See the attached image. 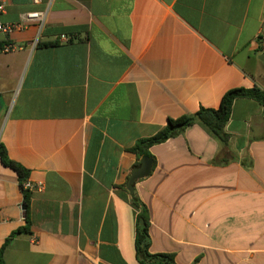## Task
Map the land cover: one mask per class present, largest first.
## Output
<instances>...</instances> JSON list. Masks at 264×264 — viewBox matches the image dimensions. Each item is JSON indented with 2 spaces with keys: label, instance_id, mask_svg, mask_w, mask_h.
I'll return each instance as SVG.
<instances>
[{
  "label": "crops",
  "instance_id": "obj_1",
  "mask_svg": "<svg viewBox=\"0 0 264 264\" xmlns=\"http://www.w3.org/2000/svg\"><path fill=\"white\" fill-rule=\"evenodd\" d=\"M0 23L46 13L0 43V144L41 184L30 232L17 173L0 159L5 264H144L130 149L169 119L264 92V0H0ZM67 38L64 40V38ZM223 145L199 124L150 149L134 184L152 254L176 264H264V103L233 104ZM154 164V162H153Z\"/></svg>",
  "mask_w": 264,
  "mask_h": 264
},
{
  "label": "trees",
  "instance_id": "obj_2",
  "mask_svg": "<svg viewBox=\"0 0 264 264\" xmlns=\"http://www.w3.org/2000/svg\"><path fill=\"white\" fill-rule=\"evenodd\" d=\"M3 44L0 43V50ZM239 98H251L264 103V92L258 88L245 89L236 88L227 91L222 99L218 109L202 108L195 115H183L179 118L169 119L167 125L159 131L156 135L145 138L137 142V144L130 150L135 153L139 159L147 156L151 158L155 165V160L150 153L151 147L164 143L169 139L181 135L187 128L199 124L215 136L223 145L228 144L229 135L226 133L225 128L231 118L233 104ZM0 159L2 163L13 169L19 176L20 188L24 195V205L27 207L26 225L11 234L7 239L6 244L17 235L30 232L31 219H30V204L32 192L24 188V183L28 180L29 170L21 164L12 160L6 148L0 144ZM137 164V166H139ZM134 204L139 208L137 217V234H136V250L139 259L144 264H176L175 256L173 254H152L150 252L151 237H150V213L147 206L141 201L139 196L134 193L132 195ZM0 264H5L3 258V249L0 253Z\"/></svg>",
  "mask_w": 264,
  "mask_h": 264
},
{
  "label": "built area",
  "instance_id": "obj_3",
  "mask_svg": "<svg viewBox=\"0 0 264 264\" xmlns=\"http://www.w3.org/2000/svg\"><path fill=\"white\" fill-rule=\"evenodd\" d=\"M41 0H34L35 3H40ZM5 12V5L0 3V14ZM46 21V13L41 11H31L21 16L20 20L17 22H9V23H0V33L4 34L7 37H10L14 33L18 31H22L26 29L29 25H37L39 28H42ZM64 40L67 38L63 37ZM259 41L261 45L264 46V32L259 36ZM24 49L23 45L11 44L10 42H6L3 45V48L0 50L1 52H14L18 50ZM24 188L30 192L41 189V184H34L31 181L27 180L24 183ZM1 253V248H0Z\"/></svg>",
  "mask_w": 264,
  "mask_h": 264
},
{
  "label": "water",
  "instance_id": "obj_4",
  "mask_svg": "<svg viewBox=\"0 0 264 264\" xmlns=\"http://www.w3.org/2000/svg\"><path fill=\"white\" fill-rule=\"evenodd\" d=\"M264 60V56L261 57ZM153 167V160L147 156L141 158L140 165L135 168L128 180V190L133 195L134 194V184L137 180L145 178L150 175ZM23 210L26 211L27 207L24 205Z\"/></svg>",
  "mask_w": 264,
  "mask_h": 264
}]
</instances>
